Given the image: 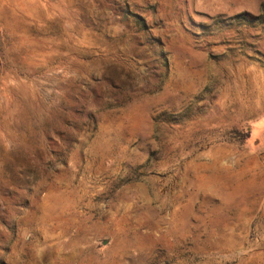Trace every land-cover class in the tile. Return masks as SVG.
Wrapping results in <instances>:
<instances>
[{
  "label": "rangeland",
  "instance_id": "374dc122",
  "mask_svg": "<svg viewBox=\"0 0 264 264\" xmlns=\"http://www.w3.org/2000/svg\"><path fill=\"white\" fill-rule=\"evenodd\" d=\"M0 264H264V0H0Z\"/></svg>",
  "mask_w": 264,
  "mask_h": 264
}]
</instances>
